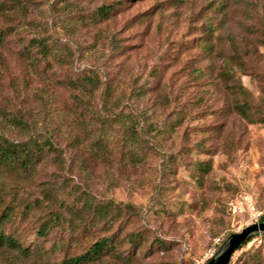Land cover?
<instances>
[{
	"label": "rangeland",
	"instance_id": "rangeland-1",
	"mask_svg": "<svg viewBox=\"0 0 264 264\" xmlns=\"http://www.w3.org/2000/svg\"><path fill=\"white\" fill-rule=\"evenodd\" d=\"M23 1L26 10L0 15V137L51 138L56 151L27 178L1 180L6 201L36 208L4 229L32 256L4 248L0 264H55L104 237L127 264H205L259 222L264 0ZM115 3L107 19L97 15ZM31 39L47 42L46 60L28 52ZM86 72L101 81L90 95L70 84ZM135 114L161 130L149 144L126 140ZM84 202L113 208L108 223L37 236L48 211L63 204L69 219ZM229 264H264V236Z\"/></svg>",
	"mask_w": 264,
	"mask_h": 264
},
{
	"label": "trees",
	"instance_id": "trees-1",
	"mask_svg": "<svg viewBox=\"0 0 264 264\" xmlns=\"http://www.w3.org/2000/svg\"><path fill=\"white\" fill-rule=\"evenodd\" d=\"M25 4L23 0L0 1V15L7 16L10 10L9 6H13L18 10H26ZM117 4L118 3L101 6L97 9V15L107 19L110 14L114 12ZM5 36L6 34L0 31V47L4 43ZM28 47V52L35 48L41 53V57L45 58V60L49 56L47 42L42 39H31ZM28 54L30 55V53ZM70 84L74 88L81 91L83 90L90 95L101 86V81L98 80L93 73L86 72L82 80H74L71 81ZM249 109L250 106L246 101L236 105V110L243 114V116H245ZM132 117L133 122L127 131L126 137L130 146L133 143H139L141 140L149 144V141L155 138V134L161 132L156 125L153 127L151 123L145 128L147 121L142 120L137 114L132 115ZM97 142L103 144V141ZM48 150L52 152L56 151V147L51 138L41 141L35 138L27 143H18L0 137V185L3 176L6 174L18 178H27L30 176L37 164L42 162ZM129 150H131V148H129ZM47 196L49 195L45 197ZM63 206V204L60 205V209L62 210L56 209L48 211L44 216V220L40 222L37 228L38 237L45 238L56 228H68L69 233L75 235L79 231L95 227L98 224H107L109 216L114 211L113 208L108 206L96 207L91 203L88 204L84 202L81 209L75 210L74 214L69 211L70 218L67 219L62 213L63 208L66 209L67 207ZM34 208H36L35 203L22 204L15 201H6L4 189L0 186V250L4 248L8 249L11 252L17 253L18 256L22 258H30L32 256V252L29 249L23 248L13 236L6 235L4 229L6 225L12 223L17 217L22 219L27 218ZM258 221L260 223L264 222V216L260 217ZM262 236H264V234H262ZM134 240V236L131 237V241L134 242ZM250 241L251 239L237 250L246 246ZM63 246L64 244L60 243L57 248L61 249ZM45 252L46 251H42L41 253ZM108 255L112 256L114 259L112 264H117V262L120 264H127L129 259L132 261L130 257L123 256L120 243L113 240L112 237H104L98 238L81 254L76 256L66 255L63 260L55 264H108L104 260Z\"/></svg>",
	"mask_w": 264,
	"mask_h": 264
},
{
	"label": "water",
	"instance_id": "water-1",
	"mask_svg": "<svg viewBox=\"0 0 264 264\" xmlns=\"http://www.w3.org/2000/svg\"><path fill=\"white\" fill-rule=\"evenodd\" d=\"M258 234H264V222H256L232 234L205 264H229L233 253Z\"/></svg>",
	"mask_w": 264,
	"mask_h": 264
},
{
	"label": "built area",
	"instance_id": "built-area-1",
	"mask_svg": "<svg viewBox=\"0 0 264 264\" xmlns=\"http://www.w3.org/2000/svg\"><path fill=\"white\" fill-rule=\"evenodd\" d=\"M232 206V210H233V212H236L237 211V208H236V206L235 205H231ZM260 216V214H257L256 215V220H257V218Z\"/></svg>",
	"mask_w": 264,
	"mask_h": 264
}]
</instances>
